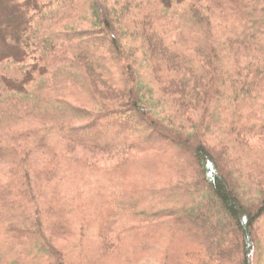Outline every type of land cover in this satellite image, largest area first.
Here are the masks:
<instances>
[{
  "label": "trees",
  "instance_id": "1",
  "mask_svg": "<svg viewBox=\"0 0 264 264\" xmlns=\"http://www.w3.org/2000/svg\"><path fill=\"white\" fill-rule=\"evenodd\" d=\"M0 264H264V0H0Z\"/></svg>",
  "mask_w": 264,
  "mask_h": 264
},
{
  "label": "rangeland",
  "instance_id": "2",
  "mask_svg": "<svg viewBox=\"0 0 264 264\" xmlns=\"http://www.w3.org/2000/svg\"><path fill=\"white\" fill-rule=\"evenodd\" d=\"M8 52L7 45L0 39V58Z\"/></svg>",
  "mask_w": 264,
  "mask_h": 264
}]
</instances>
